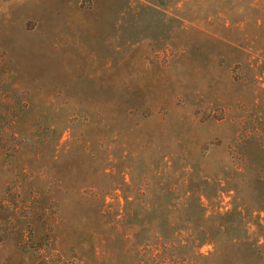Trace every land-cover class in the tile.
I'll return each instance as SVG.
<instances>
[{"label": "rangeland", "instance_id": "374dc122", "mask_svg": "<svg viewBox=\"0 0 264 264\" xmlns=\"http://www.w3.org/2000/svg\"><path fill=\"white\" fill-rule=\"evenodd\" d=\"M262 165L264 0H0V264H264Z\"/></svg>", "mask_w": 264, "mask_h": 264}, {"label": "trees", "instance_id": "16d2710c", "mask_svg": "<svg viewBox=\"0 0 264 264\" xmlns=\"http://www.w3.org/2000/svg\"><path fill=\"white\" fill-rule=\"evenodd\" d=\"M248 180L251 183H254L257 188H259L256 193H258V197H261L264 200V165L254 168L248 177ZM261 207H264L262 205ZM158 244H155L154 247L156 248ZM153 247V248H154ZM158 249V248H157ZM172 256L163 255L159 252H151L149 256V261L151 264L159 263V264H168L171 260Z\"/></svg>", "mask_w": 264, "mask_h": 264}]
</instances>
